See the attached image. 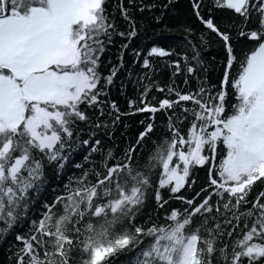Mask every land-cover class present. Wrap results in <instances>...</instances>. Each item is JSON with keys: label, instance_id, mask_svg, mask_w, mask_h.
I'll return each mask as SVG.
<instances>
[{"label": "snow or ice", "instance_id": "1", "mask_svg": "<svg viewBox=\"0 0 264 264\" xmlns=\"http://www.w3.org/2000/svg\"><path fill=\"white\" fill-rule=\"evenodd\" d=\"M0 264H264V0H0Z\"/></svg>", "mask_w": 264, "mask_h": 264}, {"label": "trees", "instance_id": "2", "mask_svg": "<svg viewBox=\"0 0 264 264\" xmlns=\"http://www.w3.org/2000/svg\"><path fill=\"white\" fill-rule=\"evenodd\" d=\"M130 90H131V89L129 88V91H130ZM121 104H123V100H121ZM143 118H144L143 115H141V116H138V117H134V118L126 119V123H129L130 125H132L133 122H134L135 120L143 119Z\"/></svg>", "mask_w": 264, "mask_h": 264}]
</instances>
